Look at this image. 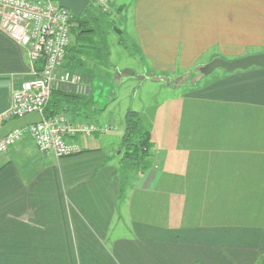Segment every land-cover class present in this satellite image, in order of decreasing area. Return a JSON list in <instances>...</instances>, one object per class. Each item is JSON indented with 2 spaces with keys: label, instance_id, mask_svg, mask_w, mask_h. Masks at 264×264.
<instances>
[{
  "label": "crops",
  "instance_id": "obj_1",
  "mask_svg": "<svg viewBox=\"0 0 264 264\" xmlns=\"http://www.w3.org/2000/svg\"><path fill=\"white\" fill-rule=\"evenodd\" d=\"M130 7L151 72H197L264 50V0ZM32 69L28 50L0 29V115ZM186 95L160 146L152 133V167L128 190L119 162L92 141L100 134L76 137L82 151L69 157L40 152L28 135L1 155L0 264L263 263L264 68L225 72ZM91 97L78 108L101 126Z\"/></svg>",
  "mask_w": 264,
  "mask_h": 264
},
{
  "label": "built area",
  "instance_id": "obj_2",
  "mask_svg": "<svg viewBox=\"0 0 264 264\" xmlns=\"http://www.w3.org/2000/svg\"><path fill=\"white\" fill-rule=\"evenodd\" d=\"M103 12L110 10V0H89ZM73 13L52 0H0V29L14 42L28 50L33 64L31 80L24 81L11 93L9 109L0 115V127L8 121L38 112L42 121L22 130H15L0 141V156L28 135L40 152L53 153L57 158L81 152L78 135L111 130L87 122H71L65 115L46 118L44 109L55 91L87 96L91 78L62 71L61 67L71 42ZM43 63L40 72L34 64Z\"/></svg>",
  "mask_w": 264,
  "mask_h": 264
},
{
  "label": "rangeland",
  "instance_id": "obj_3",
  "mask_svg": "<svg viewBox=\"0 0 264 264\" xmlns=\"http://www.w3.org/2000/svg\"><path fill=\"white\" fill-rule=\"evenodd\" d=\"M116 8L121 4L127 6L128 11L123 15L114 12L112 19L116 23L110 31L109 43L111 56L103 65L91 68L93 77V97L100 103L103 111L102 127L110 125L111 130L100 134L99 140H92L104 149L109 150L116 162L121 156L120 147L124 134V118L128 109H132L141 114L145 124L151 132L155 131V137L160 146L159 140L166 139V131L174 125L176 111L184 108L186 94L196 91L208 80L222 75L224 70L218 69L209 76H200L195 72V68L183 72L182 76H177L169 80L168 78L152 77L148 73L149 69L144 68V64L139 59L138 42L135 32V25L132 17L133 8L130 7V0H114ZM127 14V16H126ZM126 16V18H124ZM119 30L123 33L118 34ZM263 49H253L251 54H260ZM233 60V59H225ZM201 66H196L199 68ZM63 71V67H61ZM126 70L134 74H125ZM181 72V71H180ZM178 74V73H177ZM176 75V74H174ZM173 77V76H172ZM199 81L200 83H195ZM195 83V84H194ZM171 118V120H169ZM158 137L160 139H158ZM141 173H130L122 184L123 189H127L128 184H132L133 179L138 178Z\"/></svg>",
  "mask_w": 264,
  "mask_h": 264
},
{
  "label": "trees",
  "instance_id": "obj_4",
  "mask_svg": "<svg viewBox=\"0 0 264 264\" xmlns=\"http://www.w3.org/2000/svg\"><path fill=\"white\" fill-rule=\"evenodd\" d=\"M113 14L114 10L111 7V3L108 12H103L99 7L91 3L81 16L72 15L74 26L71 29V42L62 64L63 71L90 77L91 91L87 96L69 95L64 92L55 91L44 109L46 118L65 115L70 119L73 118V121L75 120L76 122L96 124L90 121L93 115L82 112L78 107L80 104H86L89 101L94 102L91 97L93 77L90 69H96V67L105 64L111 56L109 37L110 31L116 26V23L112 19ZM137 52L139 53L141 62L144 61L143 56L140 55L139 48ZM42 65L41 61L36 62L34 64L35 70L40 72ZM148 73L152 77H158L157 74H160L161 78H168L169 80L184 74L180 71L176 75L151 71H148ZM125 74L131 75L134 72L126 70ZM104 110L105 108L100 107L99 111L102 113ZM96 125L102 127L98 124ZM102 133L103 131L94 133L91 137ZM154 146L152 132L145 124L141 114L128 109L124 118V134L120 147L121 156L119 158L118 174L122 180H125L130 173H145L152 167L151 156ZM110 158H113V156ZM261 264H264V262Z\"/></svg>",
  "mask_w": 264,
  "mask_h": 264
},
{
  "label": "water",
  "instance_id": "obj_5",
  "mask_svg": "<svg viewBox=\"0 0 264 264\" xmlns=\"http://www.w3.org/2000/svg\"><path fill=\"white\" fill-rule=\"evenodd\" d=\"M57 1L61 8L71 11L76 16H81L90 5L89 0H52ZM118 34L121 31L115 29ZM252 67L264 68V52L260 54L247 55L233 61L223 58H215L209 63L199 67L197 72L202 76H209L218 69L231 73L238 70H248ZM42 121V116L38 112L27 114L19 119H13L0 127V141L9 136L15 130H22L29 126L36 125Z\"/></svg>",
  "mask_w": 264,
  "mask_h": 264
}]
</instances>
